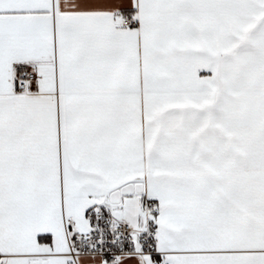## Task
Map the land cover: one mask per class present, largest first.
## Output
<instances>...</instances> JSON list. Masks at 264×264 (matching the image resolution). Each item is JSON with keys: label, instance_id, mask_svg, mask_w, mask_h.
I'll list each match as a JSON object with an SVG mask.
<instances>
[{"label": "snow or ice", "instance_id": "obj_1", "mask_svg": "<svg viewBox=\"0 0 264 264\" xmlns=\"http://www.w3.org/2000/svg\"><path fill=\"white\" fill-rule=\"evenodd\" d=\"M0 264H264V0H0Z\"/></svg>", "mask_w": 264, "mask_h": 264}]
</instances>
